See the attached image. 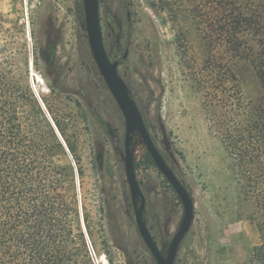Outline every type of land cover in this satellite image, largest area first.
<instances>
[{"label":"rangeland","instance_id":"1","mask_svg":"<svg viewBox=\"0 0 264 264\" xmlns=\"http://www.w3.org/2000/svg\"><path fill=\"white\" fill-rule=\"evenodd\" d=\"M173 2L100 0L105 45L120 61L155 143L194 200L192 227L175 264H255L250 259L261 236L249 215L256 206L240 201L238 169L222 134L233 114L225 107V88L235 85L225 76L227 57L223 47L214 49L215 41L207 44L204 36L212 41L213 35L192 19L191 6L177 17ZM0 17V48L12 39L16 47L26 44L31 91L65 146L54 160L63 168L66 199L78 210L81 258L158 264L137 225L125 162L126 118L94 58L85 0H0ZM233 70L243 99L256 102L262 89L254 69L236 62ZM132 149L146 223L167 253L183 204L165 175L148 164L141 135Z\"/></svg>","mask_w":264,"mask_h":264},{"label":"trees","instance_id":"2","mask_svg":"<svg viewBox=\"0 0 264 264\" xmlns=\"http://www.w3.org/2000/svg\"><path fill=\"white\" fill-rule=\"evenodd\" d=\"M171 1L177 17L191 6L192 19L213 35L212 41L204 36L207 44L215 41L214 49L223 47L227 57L225 76L235 85L225 88V107L233 114L223 127V141L238 169L240 201L256 206L247 215L259 229L261 244L250 260L264 264V0ZM236 62L250 65L259 78L262 93L256 102L243 99ZM28 75L26 44L16 47L12 39L0 48V264H92L87 254L80 256L78 210L66 199L63 168L54 160L65 146L31 91ZM147 159L157 167L149 151ZM83 244L86 248L85 239Z\"/></svg>","mask_w":264,"mask_h":264},{"label":"water","instance_id":"3","mask_svg":"<svg viewBox=\"0 0 264 264\" xmlns=\"http://www.w3.org/2000/svg\"><path fill=\"white\" fill-rule=\"evenodd\" d=\"M85 14L89 41L94 58L126 118V171L132 192L133 205L139 231L158 264H175L180 246L191 230L194 220L195 204L193 197L155 143L127 82L119 72L120 61L112 60L107 51L101 23L100 0H85ZM130 16L131 12L129 11V19L131 18ZM128 55L129 52L126 51L124 59H126ZM137 134L141 135L143 138L147 146V150L152 155L157 168L163 175H165L166 179L172 185L184 207L182 222L174 235L166 254L162 252L156 242L144 217L146 210V198L137 177L135 153L132 149V141L134 136ZM140 198L142 199L141 206H139Z\"/></svg>","mask_w":264,"mask_h":264},{"label":"bare ground","instance_id":"4","mask_svg":"<svg viewBox=\"0 0 264 264\" xmlns=\"http://www.w3.org/2000/svg\"><path fill=\"white\" fill-rule=\"evenodd\" d=\"M34 74H35V71H33V75H34ZM39 77H40V79H42L41 76H39Z\"/></svg>","mask_w":264,"mask_h":264},{"label":"flooded vegetation","instance_id":"5","mask_svg":"<svg viewBox=\"0 0 264 264\" xmlns=\"http://www.w3.org/2000/svg\"><path fill=\"white\" fill-rule=\"evenodd\" d=\"M139 180V179H138ZM140 182V181H139ZM144 217H145V214H144ZM146 220V219H145ZM154 236V235H153Z\"/></svg>","mask_w":264,"mask_h":264}]
</instances>
